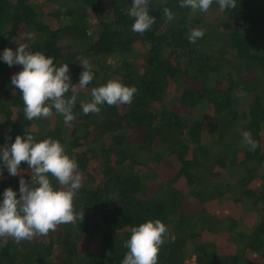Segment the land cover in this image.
Here are the masks:
<instances>
[{"label":"trees","instance_id":"1","mask_svg":"<svg viewBox=\"0 0 264 264\" xmlns=\"http://www.w3.org/2000/svg\"><path fill=\"white\" fill-rule=\"evenodd\" d=\"M45 2L48 20L32 0H0V55L26 44L68 64L70 86L88 58L94 80L65 94L77 97L70 125L55 110L29 121L11 84L22 65L0 60V149L18 135L58 140L82 176L73 204L84 217L30 241L4 238L0 264H121L130 229L157 219L168 229L157 264H264V0L225 11L213 0L195 14L181 0H149L155 23L143 34L132 31L131 0ZM193 28L204 36L190 43ZM112 79L137 89L132 103L84 114L81 101ZM21 177L30 183L25 173L0 178V202L6 188L19 199Z\"/></svg>","mask_w":264,"mask_h":264},{"label":"clouds","instance_id":"2","mask_svg":"<svg viewBox=\"0 0 264 264\" xmlns=\"http://www.w3.org/2000/svg\"><path fill=\"white\" fill-rule=\"evenodd\" d=\"M221 11L235 8L236 0H216ZM213 0H181V8H190L192 13H207ZM168 21L174 14L165 7L163 9ZM127 14L133 19L132 31L143 34L155 23L149 15V0H131ZM29 38L31 34H28ZM204 36V30H189L187 39L195 43ZM0 60L8 66L22 65V71L11 77V84L21 92L24 104L25 119L31 121L41 117L48 118L55 113L63 117L65 124H71L75 116L73 107L77 97L66 98L70 89L78 86L83 89L94 80V65L88 58H81L80 65L84 69L78 85L70 86L68 64L57 67L52 57H45L41 52L33 53L26 44H21L13 51L5 48ZM137 89L122 84L119 80H109L106 84L91 90V101H81L84 114H98L101 106L132 103ZM243 141L250 151H255L258 144L248 131L243 132ZM0 161L8 173L16 176L21 172V162H26L31 169V181L26 183L23 177L19 180V199L11 188L3 192L0 202V246L6 243L4 238L11 237L19 243L32 240L35 236H47L55 231L58 225L83 220L84 209L75 212L74 198L82 187V176L77 171L75 158L66 154L65 147L52 138L37 142L33 135L24 138L16 136L13 143L0 149ZM59 182L60 189H54L49 178ZM168 229L159 219L141 223L130 229V238L124 242L127 252L121 264H157L160 247L165 243L164 237ZM174 239V238H173Z\"/></svg>","mask_w":264,"mask_h":264},{"label":"rangeland","instance_id":"3","mask_svg":"<svg viewBox=\"0 0 264 264\" xmlns=\"http://www.w3.org/2000/svg\"><path fill=\"white\" fill-rule=\"evenodd\" d=\"M32 1L36 4V6L38 8H40V11L42 12L41 17L48 20L49 16H50L48 12L51 10V4L45 2V0H32ZM11 41H12V43L19 41V37L13 36ZM81 69H82L81 65H76L74 68V71L79 72V71H81ZM171 97H172V93L167 94L165 101H169L168 99ZM192 196L193 197H199V196H195V195H192ZM188 205H190V203H188ZM252 212H253V215L251 213H249V215L247 216L248 218L246 217V220L244 222H241L240 224H238V228L246 229L243 227L245 223H247L249 225L252 224V220L254 219V215L256 214L255 211H252Z\"/></svg>","mask_w":264,"mask_h":264},{"label":"built area","instance_id":"4","mask_svg":"<svg viewBox=\"0 0 264 264\" xmlns=\"http://www.w3.org/2000/svg\"><path fill=\"white\" fill-rule=\"evenodd\" d=\"M30 168H28V167H25V168H21V172L20 173H18V174H30L31 173V169L29 170ZM10 174L8 173V171L7 172H2V173H0V178H5V177H7V176H9ZM31 175V174H30Z\"/></svg>","mask_w":264,"mask_h":264}]
</instances>
